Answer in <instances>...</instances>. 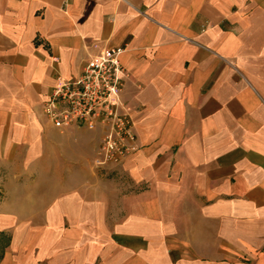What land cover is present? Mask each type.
Listing matches in <instances>:
<instances>
[{"label": "crops", "instance_id": "crops-1", "mask_svg": "<svg viewBox=\"0 0 264 264\" xmlns=\"http://www.w3.org/2000/svg\"><path fill=\"white\" fill-rule=\"evenodd\" d=\"M113 49L106 171L43 103ZM0 264H264V0H0Z\"/></svg>", "mask_w": 264, "mask_h": 264}, {"label": "built area", "instance_id": "built-area-1", "mask_svg": "<svg viewBox=\"0 0 264 264\" xmlns=\"http://www.w3.org/2000/svg\"><path fill=\"white\" fill-rule=\"evenodd\" d=\"M120 53L113 49L91 60L76 78H58L43 103L44 115L57 127L104 129L95 165L106 171L120 166L136 151L134 122L121 101L127 72Z\"/></svg>", "mask_w": 264, "mask_h": 264}]
</instances>
